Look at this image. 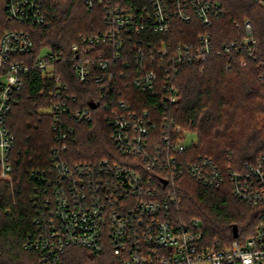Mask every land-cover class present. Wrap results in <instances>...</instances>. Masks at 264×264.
<instances>
[{
	"label": "built area",
	"instance_id": "2783aa9c",
	"mask_svg": "<svg viewBox=\"0 0 264 264\" xmlns=\"http://www.w3.org/2000/svg\"><path fill=\"white\" fill-rule=\"evenodd\" d=\"M264 10V0H249ZM92 10L102 7L106 29L81 35L66 59L45 48L29 64L17 60L31 55L34 42L25 30L0 34V166L1 178L12 173L10 154L15 137L8 128L14 95L23 90L31 70L55 85L50 114L56 146L51 151V175L40 178L43 190L31 197L37 232L26 249L39 254L41 264H62L66 251L86 249L96 256L108 248L120 264H264V154L240 170L220 167L207 157H194L186 145L189 128L177 125L164 110L179 98L176 80L190 65H203L214 55L251 52L257 46L250 20L236 22L242 38L217 49L210 31L196 42L178 46L151 36L168 33L174 20L198 21L208 29L226 15L210 0H85ZM9 21L26 27H49L43 0H0ZM63 59L72 66L76 81L94 85L97 100L73 109L76 97L55 74ZM124 89L136 90L156 102L136 108L124 100ZM130 96H127V99ZM92 105L96 109H92ZM102 108L112 128V141L127 165L102 160L70 166L64 155L74 124L89 123ZM190 177L208 188L227 183L238 201L258 209L254 235L231 244L209 242L202 223L176 222L173 206L181 204L171 184ZM166 188V190H165ZM169 188V189H168Z\"/></svg>",
	"mask_w": 264,
	"mask_h": 264
},
{
	"label": "trees",
	"instance_id": "16d2710c",
	"mask_svg": "<svg viewBox=\"0 0 264 264\" xmlns=\"http://www.w3.org/2000/svg\"><path fill=\"white\" fill-rule=\"evenodd\" d=\"M210 1L219 3L226 11L210 28H203L198 21L187 25L174 20L168 33L150 37L178 46L196 42L198 35L207 30L220 49L242 38L243 28L235 23L248 19L253 24L257 46L251 54L243 51L214 55L203 65L184 67L176 80L178 101L163 111L177 125L196 133L198 141L191 150L194 157H207L220 167L240 170L264 154V10L249 0ZM43 12L49 27H26L9 21L0 7V34L25 30L34 42L32 54L17 60L30 64L45 48L68 59L81 35H94L106 29L103 8L90 10L85 0H43ZM66 59L56 65L55 74L76 97L72 108H88L90 101L97 100L96 87L78 83ZM202 68L204 71L200 72ZM54 90L52 79L31 70L23 90L14 95L8 128L16 140L10 154L15 185L12 188L0 177V264H41L39 254L26 249V245L37 232L31 197L44 189L40 178L34 176L51 175V151L57 143L52 115L44 112H50L55 102ZM123 90V99L137 105L136 108H149L156 102L136 90ZM93 114L92 122L74 124L75 134L68 140L64 160L70 166L102 160L127 165V158L112 141V128L105 120V112L100 107ZM171 188L181 201L172 208L176 222L200 221L209 242L231 244L235 241L234 227H238L239 239L254 235L261 212L235 199L228 183L208 188L183 177L176 179ZM120 263L110 248L96 256L86 249L71 247L62 259V264Z\"/></svg>",
	"mask_w": 264,
	"mask_h": 264
},
{
	"label": "rangeland",
	"instance_id": "374dc122",
	"mask_svg": "<svg viewBox=\"0 0 264 264\" xmlns=\"http://www.w3.org/2000/svg\"><path fill=\"white\" fill-rule=\"evenodd\" d=\"M200 72H203L204 70H203V68L202 69H200L199 70ZM45 113H50L48 110H46V111H44ZM191 131L193 132V130L191 129ZM197 141H198V138H197V135H196V133H191V134H189V135H187V137H186V145L189 147V148H192V147H194V145H196V143H197ZM0 171H1V166H0ZM1 174V173H0ZM1 177V176H0ZM2 179V178H1ZM2 181H4L5 183H7V184H9L12 188H13V186L15 185V182H14V180H13V176H12V174L6 179V180H3L2 179Z\"/></svg>",
	"mask_w": 264,
	"mask_h": 264
},
{
	"label": "water",
	"instance_id": "95a60500",
	"mask_svg": "<svg viewBox=\"0 0 264 264\" xmlns=\"http://www.w3.org/2000/svg\"><path fill=\"white\" fill-rule=\"evenodd\" d=\"M92 109H96V106L95 105H92ZM233 236H234V238H237L239 236L238 227H234V229H233Z\"/></svg>",
	"mask_w": 264,
	"mask_h": 264
}]
</instances>
